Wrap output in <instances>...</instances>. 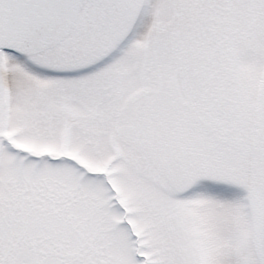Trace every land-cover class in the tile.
I'll list each match as a JSON object with an SVG mask.
<instances>
[{
    "label": "snow or ice",
    "instance_id": "1",
    "mask_svg": "<svg viewBox=\"0 0 264 264\" xmlns=\"http://www.w3.org/2000/svg\"><path fill=\"white\" fill-rule=\"evenodd\" d=\"M0 264H264V0H0Z\"/></svg>",
    "mask_w": 264,
    "mask_h": 264
}]
</instances>
